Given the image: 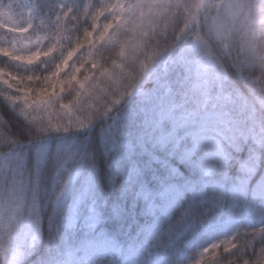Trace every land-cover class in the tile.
<instances>
[{"label":"snow or ice","instance_id":"6c2138e0","mask_svg":"<svg viewBox=\"0 0 264 264\" xmlns=\"http://www.w3.org/2000/svg\"><path fill=\"white\" fill-rule=\"evenodd\" d=\"M261 28L264 0H0V96L33 127L28 141L97 122L103 147L102 167L95 144L62 152L50 175L39 150L30 166L0 163L6 264H28L39 243L78 230L92 238L63 264H156L148 257L180 229L185 238L197 230V192L261 226L204 247L192 264H218L224 254L264 264ZM158 58L172 78L158 103L133 112L139 126L130 132V98L151 100ZM133 210L145 217L139 236L116 240L106 228Z\"/></svg>","mask_w":264,"mask_h":264},{"label":"trees","instance_id":"16d2710c","mask_svg":"<svg viewBox=\"0 0 264 264\" xmlns=\"http://www.w3.org/2000/svg\"><path fill=\"white\" fill-rule=\"evenodd\" d=\"M69 2L77 3L78 0H69ZM85 2L95 3L96 0H85ZM24 11L26 16L27 9ZM36 22L40 23L39 20ZM0 38H7L3 30H0ZM4 66L0 63V67ZM35 67L39 68V66ZM153 67L155 71L150 77V82L155 86V90L151 100L146 101L139 96L130 98V108L125 121L130 132L137 131L139 126L140 118L134 117L133 112L140 106H151L158 103L161 96V85L170 82L172 78V73H164L162 58H158ZM16 70L25 71L23 68H17ZM0 117H2V120H0V141H3V143H0V163L2 164L10 165L15 160L22 158L25 164L30 166L35 153L39 150L45 158V171L50 175L62 152L71 149L73 146H79L87 150L95 144L97 147L93 151V156L99 157L98 163L101 167L103 165V147L101 146V133L97 122H93L86 129H74L68 133H48L44 141H28L30 133L34 131L33 127L19 115L18 108L14 109L3 100L2 96H0ZM12 139L20 142L13 144L10 142ZM5 170L0 169V171ZM182 170L185 176L190 175L183 168ZM73 191H79L78 184L73 185ZM193 198V193H186L185 199L178 201V205L186 206L188 201ZM195 200L192 214L199 221L195 233L185 238L183 229H180L177 236L168 243L167 247L154 251L152 256L148 257L149 260L156 261V264H168L169 260L174 261V264H192L204 247L235 236L238 229L240 231H250L252 228L261 226V221L252 215L240 217L230 215L226 200L223 204H220L214 198L199 192L195 194ZM144 220L145 217L142 214L133 210L128 220L118 229L106 228V231L116 240L128 243L139 236L137 223L143 224ZM91 238L90 234L78 230L67 238H57V241L51 247H46L43 242L39 243L32 249L26 259L28 264H63L70 251L75 252ZM172 249H175V251L173 252ZM7 259V256H0V264H6ZM218 264H239V260L233 254H224L218 257Z\"/></svg>","mask_w":264,"mask_h":264},{"label":"rangeland","instance_id":"374dc122","mask_svg":"<svg viewBox=\"0 0 264 264\" xmlns=\"http://www.w3.org/2000/svg\"><path fill=\"white\" fill-rule=\"evenodd\" d=\"M160 92H161V93L163 92V88H162V87L160 88Z\"/></svg>","mask_w":264,"mask_h":264},{"label":"clouds","instance_id":"9594fccd","mask_svg":"<svg viewBox=\"0 0 264 264\" xmlns=\"http://www.w3.org/2000/svg\"><path fill=\"white\" fill-rule=\"evenodd\" d=\"M261 31H264V28H261Z\"/></svg>","mask_w":264,"mask_h":264}]
</instances>
